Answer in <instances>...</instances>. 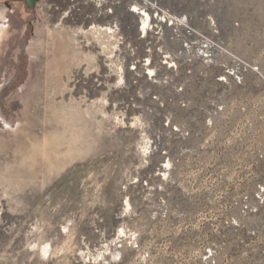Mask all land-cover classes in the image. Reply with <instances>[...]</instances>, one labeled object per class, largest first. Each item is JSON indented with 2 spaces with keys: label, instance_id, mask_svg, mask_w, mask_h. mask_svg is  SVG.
I'll return each instance as SVG.
<instances>
[{
  "label": "rangeland",
  "instance_id": "374dc122",
  "mask_svg": "<svg viewBox=\"0 0 264 264\" xmlns=\"http://www.w3.org/2000/svg\"><path fill=\"white\" fill-rule=\"evenodd\" d=\"M56 2L0 0V264H264V0L184 11L227 51L212 63L125 10L119 30L111 2L92 28ZM56 134L53 166L24 159Z\"/></svg>",
  "mask_w": 264,
  "mask_h": 264
},
{
  "label": "built area",
  "instance_id": "2783aa9c",
  "mask_svg": "<svg viewBox=\"0 0 264 264\" xmlns=\"http://www.w3.org/2000/svg\"><path fill=\"white\" fill-rule=\"evenodd\" d=\"M114 8H119L121 16L117 21V27L119 30L126 29L128 25L123 14L130 16L137 24V29L143 38L147 37L153 31L160 36L167 37L166 31H173L171 40L167 42L173 43L177 40L178 44L182 40V56H191L194 58H200L206 63H212L216 60L219 54L224 55L227 53L224 49L222 42L215 41L208 37V35L198 32L194 29V22L191 15L184 12L187 9H202L201 3L195 2V0H108ZM126 2V3H125ZM190 2H195L193 8L188 7ZM134 7L137 8L136 11ZM112 10V8H111ZM125 10V12H124ZM141 12H140V11ZM140 15L138 16V12ZM123 12V14H122ZM126 16V17H127ZM129 17V19H130ZM128 18V17H127ZM130 20V21H131ZM143 21L146 22L144 26ZM204 22V21H203ZM209 23L212 27H216V21L212 16L209 19ZM145 28L146 32H143L142 28ZM173 30H172V29ZM184 32V35H182ZM182 35V36H181ZM168 38V37H167ZM228 58L232 61L229 70L227 71L229 77L235 82L241 83L245 73L244 64L234 55L228 54Z\"/></svg>",
  "mask_w": 264,
  "mask_h": 264
},
{
  "label": "bare ground",
  "instance_id": "6f19581e",
  "mask_svg": "<svg viewBox=\"0 0 264 264\" xmlns=\"http://www.w3.org/2000/svg\"><path fill=\"white\" fill-rule=\"evenodd\" d=\"M137 8L134 7V10L133 11H136ZM140 11V10H139ZM142 11V10H141ZM140 11V12H141ZM138 12V11H137ZM140 12H138V16L140 15ZM141 16V15H140ZM2 17V16H1ZM0 17V18H1ZM144 23V26L146 25V22L143 21ZM145 28L146 27H143L142 30L143 32H146L145 31ZM104 31H106L108 34L111 35V37L114 36V38L117 37V29H113V28H108V29H103ZM115 30V31H114ZM116 32V34H115ZM6 37V31L1 29L0 28V44L3 42V40L5 39ZM116 43H121V39L120 37H118ZM150 62H151V57H149L148 61H147V68H146V71L149 72V74L152 76V77H156V70L153 69V67H151L150 65ZM169 64V62L165 63V65ZM58 67V65H57ZM55 72V71H54ZM119 73L120 75L121 74H124L125 71H124V68L123 66H120V70H119ZM121 77V76H120ZM119 78V77H118ZM121 80V79H120ZM125 82V81H124ZM54 84V83H53ZM49 87V86H48ZM89 112V110L87 111ZM105 114V113H104ZM24 136V135H23ZM75 143L76 141H72L69 145V149H68V153H71L73 152L72 148L75 146ZM61 146V138L60 136H58L57 134L56 135H52L51 137H48L47 139H45L44 141H39V140H33V139H28L26 142H24L23 144H21V150L24 151L25 153V157L24 159L26 161H29V163H37V162H45L49 165H54L55 164V161H56V157L58 156V148ZM148 148V146H147ZM146 148V149H147ZM77 152V151H76ZM75 153V152H74ZM56 156V157H55ZM73 158V156H72ZM61 159V158H60ZM59 163V162H58ZM63 163V162H62ZM62 166V165H61ZM50 167V166H49ZM55 167V166H54ZM53 168V167H52ZM48 248L44 247L43 249V252L45 254L48 253Z\"/></svg>",
  "mask_w": 264,
  "mask_h": 264
},
{
  "label": "flooded vegetation",
  "instance_id": "af4514ba",
  "mask_svg": "<svg viewBox=\"0 0 264 264\" xmlns=\"http://www.w3.org/2000/svg\"><path fill=\"white\" fill-rule=\"evenodd\" d=\"M22 1L30 9L36 7L39 18H42L44 15L43 0H37L33 7H31L26 1ZM76 5V0H57L54 4L53 18L58 20L59 17L63 15L66 7L68 9V19L73 23L83 20V25L87 26V28H92L93 26H96L95 24H107L109 21H112V17L109 16L111 13L109 12L110 2L108 0H84V16L80 9H76ZM118 10V7L115 8V18L118 16Z\"/></svg>",
  "mask_w": 264,
  "mask_h": 264
},
{
  "label": "water",
  "instance_id": "95a60500",
  "mask_svg": "<svg viewBox=\"0 0 264 264\" xmlns=\"http://www.w3.org/2000/svg\"><path fill=\"white\" fill-rule=\"evenodd\" d=\"M26 1L31 7H33L37 0H24Z\"/></svg>",
  "mask_w": 264,
  "mask_h": 264
}]
</instances>
